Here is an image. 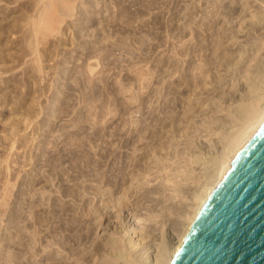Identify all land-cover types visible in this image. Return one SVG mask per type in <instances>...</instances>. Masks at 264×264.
<instances>
[{"label": "rangeland", "instance_id": "1", "mask_svg": "<svg viewBox=\"0 0 264 264\" xmlns=\"http://www.w3.org/2000/svg\"><path fill=\"white\" fill-rule=\"evenodd\" d=\"M62 1L0 0V264H15L16 261V264H60L45 259L47 251L53 255L61 254L57 257L63 264H74V258L65 257V251L57 243L61 240L71 244L83 242L84 236L89 235L87 230H82L92 222V216L88 217L91 209L99 210L94 213L101 219L93 221L92 225L99 226L95 232L102 235V226L98 224L113 216V212H109L112 203L107 196L112 191H121V194H115L119 198L117 196H121L123 190H116V186L121 182L130 184L128 186L132 188L129 189L134 190L130 191L131 200L147 190H153L155 194L151 195L155 198L167 175L170 179L176 177L174 181L177 185L181 183L182 189L194 187V184H187L191 180L182 182L181 177L185 175L180 173L196 166L188 159L194 152L190 147L194 142L206 145L216 139L214 135L210 138L209 134L220 130L214 121L231 106L232 102L227 98L235 89L232 87L239 83L241 89L244 87L243 92L248 90L246 79L239 78L245 74L244 70L256 74L264 62V0ZM257 16L261 25L255 20ZM252 42L255 44L250 47ZM258 46L262 49L258 50ZM239 50L247 51L250 56H241L243 53ZM223 56H226V63ZM219 78L223 80L218 81ZM130 140L136 141L135 145ZM169 140L174 142L172 147H168ZM155 148L158 154H168L164 156L167 160L161 161L163 157L159 158ZM144 153L150 156L146 158ZM151 157L154 161L158 159L160 165L163 162L170 164L171 160L175 163L164 170L155 167L150 170L155 165L160 166L156 161L152 164ZM140 160H145L146 164ZM133 166H136L134 171ZM95 167L100 170H97L98 175L95 171L96 177H109V185L92 181L96 178L93 177ZM139 167H147L148 177L145 178L151 179L143 182ZM148 169L154 173L150 174ZM161 171L163 180L159 176ZM132 173L137 175L133 177ZM125 174L131 178L128 175L123 176L124 179L120 177ZM79 177L82 179H77ZM89 177L91 181H88ZM138 177L150 185H144ZM133 180L143 184L137 194L138 183ZM87 185L92 188L88 189ZM125 185L123 188L128 187ZM64 189L66 196L61 194L65 193ZM73 190L77 191L74 192L76 198H73ZM165 193L174 199L165 203L167 209L171 210L174 202L180 205L178 201L182 200L173 194L177 193L175 187L166 189ZM184 201L182 204H186ZM157 207L154 205L149 212L157 213ZM145 210V213H139L142 219L146 217ZM55 231H60L57 236ZM95 232L93 238L97 237ZM56 237L60 241L55 242ZM52 238L54 244L49 241ZM44 245H49L45 246L47 250Z\"/></svg>", "mask_w": 264, "mask_h": 264}, {"label": "bare ground", "instance_id": "2", "mask_svg": "<svg viewBox=\"0 0 264 264\" xmlns=\"http://www.w3.org/2000/svg\"><path fill=\"white\" fill-rule=\"evenodd\" d=\"M62 1V0H61ZM64 1H62L63 3ZM54 3V2H53ZM66 5L67 2H65ZM64 3V4H65ZM69 3V1H68ZM50 4V3H49ZM48 4V5H49ZM47 5V4H46ZM61 5V4H60ZM63 8L65 7L64 5H62ZM68 6H71V3H69ZM61 7V6H60ZM50 9V8H49ZM72 9V8H70ZM53 10V9H52ZM46 11V10H45ZM60 11V9H59ZM66 11V10H65ZM50 12V10H49ZM52 12V11H51ZM58 12V11H57ZM264 12V11H262ZM45 13V12H43ZM46 14V13H45ZM49 14V13H48ZM263 14V13H262ZM61 15V14H60ZM261 16V15H260ZM263 17V15H262ZM46 18V17H45ZM254 18V17H253ZM258 16L256 17L255 20H257ZM263 19V18H262ZM45 20V19H44ZM259 20V19H258ZM257 20V21H258ZM261 20V19H260ZM258 22L259 25H261L262 21ZM257 21L255 24H257ZM190 23V22H189ZM193 23V22H192ZM257 24V25H258ZM193 27V26H192ZM264 29V28H263ZM192 32V31H191ZM238 32V31H237ZM233 34V33H232ZM264 36V34H263ZM224 38V37H223ZM234 38V37H233ZM255 38V37H254ZM257 39V38H256ZM220 40V39H219ZM258 40V39H257ZM254 41V40H253ZM262 41V40H260ZM219 42V41H218ZM256 42V41H255ZM263 42V41H262ZM248 43V42H247ZM253 43L252 42V45L250 47L253 46ZM224 44V43H223ZM255 44V43H254ZM261 44V47H262V43ZM222 45V44H221ZM250 45V44H249ZM220 46V45H219ZM243 46V45H242ZM245 46V45H244ZM257 46V45H256ZM222 47V46H221ZM261 47H257L258 50L259 49H262ZM219 48V47H218ZM245 47H243V50H244ZM254 48V47H253ZM256 48V47H255ZM250 50V48H248ZM248 50V51H249ZM255 50V49H254ZM257 50V51H258ZM240 51L242 50H239V53ZM252 50H250L251 52ZM249 52V53H250ZM223 53V52H222ZM243 54H241V56L245 55L248 56V52L246 51H242ZM258 53V52H256ZM252 54V53H250ZM254 55V54H253ZM222 56V55H221ZM250 56V55H249ZM248 56V57H249ZM226 57V56H225ZM223 56V59L225 61V58ZM239 57H240V54H239ZM222 60V59H221ZM241 61L242 60V57L240 59ZM222 62V61H220ZM207 63V62H206ZM226 63V61L224 62ZM228 63L230 64H234L236 65L237 63L235 62H229ZM227 63V64H228ZM242 63V62H241ZM213 64V63H211ZM237 65H240L239 62ZM250 65V64H249ZM223 66V65H222ZM227 67V66H226ZM235 67V66H234ZM249 67V66H248ZM231 68V67H229ZM260 68V70L258 71V69ZM259 68L257 69L258 72H256V74H250L248 73V71L246 72L244 70V75H241L242 78H239L240 79H243L245 78L246 80H244V82L246 81V88H248V90H244L245 92H243L242 90L244 89V87H242L243 89H241V85H239V83L237 84V86H233L232 89L235 87L234 91L232 90L231 93H230V90H229V97L227 98V100H231L232 104L231 106H228V110L225 109L224 113H223V116L221 114V117L217 116V118L215 119V123L218 124V127H219V131H215L212 133V134H209V137L211 138L213 135L216 139H211L210 143H206V145H204L203 143L201 144L200 141L198 140V142L201 144L197 145V144H189L191 147L192 150H194V152H192V155L188 157V159L190 160L191 162V165L192 164H196L197 166V169L194 167L191 169L189 168H186L188 170H182L180 171L179 168H178V171H180V173H184L183 175H185V177H181V181H187V180H191V183H187V184H194V187H188L186 189H182V187L180 186L181 183H179L178 185L176 184V182L174 180H176V177L175 179H170L169 177L166 176L165 172L163 175L166 176L167 179H165L161 173L162 171L160 172L159 176L161 175L163 178H161L162 180L165 179L164 181H162V184L161 182L158 183V184H161V187H160V193H158L159 195L161 194L160 197H158V194L154 197H152V193L155 194V192L153 190H147L143 193H139V195H137L133 200H131V190L134 191L133 189H129L130 184L128 185H125V183L121 182L123 181L124 177L125 178L127 177L126 175L130 174L131 173H128V174H125V175H122L120 177H122L123 179L120 180L121 181H117V180H114V181H117L118 183H120V185L118 184L117 186L114 184L113 186H116V190H123V197L120 198L121 196H117L119 198H116L115 197V194H121V191L117 192H113L110 194V193H107L110 194V196H107L110 197V201L112 203L111 208H112V211H109L110 213H112L113 216H109L110 218L106 219V220H100L101 223L98 224L100 226H102V229L101 231L103 232L102 235L100 234H97V232H95V229L97 231V227H93L92 225V222L93 221H96L98 220L99 218L101 219L100 215L99 217H96L95 216V213L98 212V211H93L91 208V205H90V209H91V212L88 213V217L89 216H92L91 218V221L89 220V222L91 224H88L87 226L85 225V227L83 226V230H87L88 234L89 235H85L84 238L86 240L85 243L81 242L79 243L77 240H80V239H77V243H62V240L60 241L57 237L56 239L54 240L56 242V240L58 239L60 242L57 243L59 245L60 248L63 249V251H65L66 255H69L71 257L74 258V261L75 263L74 264H172L175 256L177 255L178 251L181 249V247L183 246L187 236L189 235V233L192 231V229L194 228L198 218L200 217L205 205L207 204L208 200L210 199V197L213 195V193L215 192L216 188L219 186V184L221 183V181L223 180L224 176L226 175L227 171L231 170L232 169V166L234 165V163L236 162V160L238 159V157L241 155V153L244 151V149L246 148V146L250 143V141L253 139V137L255 136V134L259 131V129L264 125V62L262 65H259ZM200 69V68H199ZM198 68H196V70H199ZM202 69V68H201ZM228 69V67H227ZM238 69V68H237ZM249 69V68H248ZM204 71V70H203ZM236 71V69H235ZM207 72V71H206ZM238 72V71H237ZM213 73V72H212ZM201 74V73H200ZM206 75V73H205ZM208 75V74H207ZM215 76L217 77V75L215 74ZM220 77V76H219ZM240 77V75L238 76ZM249 77V78H248ZM198 78V77H197ZM218 78V77H217ZM202 79V78H201ZM221 78H219L218 81H220ZM191 80V79H190ZM195 80V79H194ZM223 80V79H221ZM196 81V80H195ZM195 81H192V83H195ZM215 81H216V78H215ZM217 81V82H218ZM190 82V81H189ZM216 82V83H217ZM224 82V81H223ZM240 82V81H239ZM215 83V84H216ZM199 84V82H198ZM201 84V83H200ZM222 84V82H221ZM220 84V85H221ZM244 84V83H243ZM189 85V84H188ZM193 85V84H192ZM204 85V83L202 84V86ZM207 85V84H206ZM196 86V85H195ZM198 86V85H197ZM196 86V87H197ZM218 86V85H217ZM243 86V85H242ZM193 87V86H191ZM205 87V85L203 86ZM201 89V88H200ZM205 90V88H203ZM210 89V88H209ZM202 90V91H204ZM211 90V89H210ZM193 91V90H192ZM201 91V93H203ZM248 91V92H247ZM208 92V91H207ZM228 92V91H227ZM192 93V92H191ZM190 93V94H191ZM228 93V94H229ZM223 94V93H222ZM220 97V96H219ZM196 99V98H195ZM199 99V98H198ZM226 99V98H225ZM143 100V99H142ZM208 100V99H207ZM220 100V99H219ZM230 102V103H231ZM144 103V102H143ZM141 106V105H139ZM146 106V105H145ZM191 106V105H189ZM188 106V107H189ZM144 107V106H143ZM140 108V107H139ZM192 108V107H190ZM141 109V108H140ZM143 109V108H142ZM194 109V108H193ZM189 110V109H188ZM220 110V109H219ZM193 112V111H192ZM219 112V111H218ZM185 114V113H184ZM204 114V113H203ZM193 115V114H192ZM216 117V116H214ZM147 119V118H146ZM158 120V119H157ZM164 120V119H163ZM163 122V121H162ZM213 122V123H214ZM206 124V122H204ZM209 125H210V122H208ZM207 123V126H209ZM214 123V124H215ZM161 124V123H160ZM175 124V123H174ZM203 125V124H201ZM161 127V125H159ZM164 126V125H163ZM166 126V125H165ZM176 125L172 126V127H175ZM206 126V127H207ZM179 127V125H178ZM177 127V128H178ZM205 127V125H204ZM166 128V127H165ZM163 127V129H165ZM176 128V129H177ZM210 129V128H209ZM159 130V129H158ZM158 130L156 133H158ZM162 130V129H161ZM160 130V132H161ZM179 132V130H177ZM175 131V132H177ZM206 131V130H205ZM170 132H171V129H170ZM178 137H180V132L178 133ZM155 133V132H154ZM159 134V133H158ZM158 134H156L158 136ZM176 134V133H175ZM177 134H176V139H177ZM185 134V133H184ZM170 135V134H169ZM156 136V137H157ZM184 136V135H182ZM159 138V137H158ZM157 138V139H158ZM181 138V137H180ZM126 139V138H125ZM160 139V138H159ZM168 139V138H167ZM169 139H172V136L171 138ZM174 139V138H173ZM197 139V138H196ZM199 139V138H198ZM128 141V140H127ZM131 141V140H130ZM170 141H173V140H169L168 141H165L166 143L168 142L169 143V146L173 143H170ZM134 143H136V141L134 142L131 141ZM94 143V142H93ZM167 143V144H168ZM180 143H183L182 141ZM190 143V142H189ZM192 143V142H191ZM125 144V142L123 143ZM129 145V143H127ZM132 144V143H131ZM131 144H130V147H131ZM159 144V143H158ZM176 144V143H175ZM135 145V144H134ZM161 145V144H160ZM160 145L158 146L159 147V150L161 149L160 148ZM178 145V144H177ZM151 146V145H149ZM164 144H162V148H163ZM123 147V146H122ZM127 147V146H125ZM133 147V146H132ZM131 147V148H132ZM136 147V146H134ZM148 147V146H147ZM145 147V148H147ZM153 147V146H151ZM150 147V148H151ZM156 147V146H154ZM156 147V148H158ZM167 147V145H166ZM172 147V145H171ZM188 147V146H187ZM129 148V147H128ZM155 148V149H156ZM136 150V148H134ZM166 149V148H165ZM135 150L133 153H135ZM138 150V149H137ZM157 151V154H158V149H156ZM130 151V150H129ZM132 151V149H131ZM149 151V150H147ZM186 151H189V149H187ZM160 153L163 152V149L161 151H159ZM165 152V151H164ZM146 154H148L147 152H145ZM144 153V154H145ZM191 153V152H190ZM146 158L148 155H146ZM151 154V153H150ZM184 155L185 152H183ZM129 155V154H128ZM168 156V154H165ZM164 155V156H165ZM183 155V156H184ZM188 155V153H187ZM124 156V155H123ZM137 156V155H136ZM144 156V157H145ZM150 156V155H149ZM148 156V157H149ZM159 158H161V156L163 158H161L160 160L161 161H165L167 160V157H164L162 154H158ZM107 157V156H106ZM132 157V156H131ZM152 158V157H151ZM150 158V160H151ZM157 158V156H156ZM166 158V159H165ZM132 159V158H131ZM134 159V158H133ZM137 159V158H136ZM141 159V158H140ZM164 159V160H162ZM169 159V158H168ZM187 159V157H186ZM187 159V160H188ZM130 160V159H129ZM147 160V159H146ZM149 160V158H148ZM171 160V159H170ZM186 160V161H187ZM188 160V161H189ZM95 161V159H94ZM127 161V160H126ZM141 161V160H140ZM153 158H152V164H153ZM156 164L159 163L158 159L156 160ZM154 161V163H155ZM93 162V160H92ZM91 162V163H92ZM97 162V161H96ZM132 161H130L129 163H131ZM134 162V160H133ZM136 162V161H135ZM138 162V161H137ZM142 162V161H141ZM148 162V161H147ZM149 162V163H150ZM171 163L173 162L172 160L170 161ZM189 162V164H190ZM128 163V162H127ZM140 163V162H139ZM144 164H146L145 160L142 162ZM168 164L167 162L164 163L160 166L158 165H155L153 167H151L150 170H153L154 167L156 170H164L166 168L167 165H172V164ZM175 163V162H173ZM188 163V162H187ZM148 164V163H147ZM166 164V165H165ZM90 165V164H89ZM97 165V164H96ZM123 165V164H122ZM132 165V163H131ZM130 165V166H131ZM137 165V164H136ZM149 166H152L150 164H148ZM188 165V164H187ZM93 166L94 165V162H93ZM99 166V165H98ZM97 166V167H98ZM125 166H128L127 165H124L122 168L124 169ZM140 166V165H139ZM190 166V165H189ZM102 167V166H101ZM134 167V166H133ZM143 167V166H142ZM175 167V166H174ZM91 168V166H90ZM121 168V169H122ZM129 168H132V167H129ZM136 170V166L134 167ZM144 168V167H143ZM169 168V166H168ZM94 169V168H93ZM102 169V168H100ZM120 169V168H119ZM118 169V170H119ZM128 171V172H131V170ZM149 169H148V172H149ZM154 169V170H155ZM171 169V168H170ZM174 169V168H173ZM90 171L92 169H89ZM88 170V171H89ZM98 170V169H97ZM97 170H96V167H95V170H94V174H95V171H96V174H97ZM126 170L127 167H126ZM138 170L140 171L139 173L142 175V179L140 177H138L137 179L139 180V178L144 182V180H148V179H151V178H148V175H147V167H145V169H140V167L138 168ZM177 171V169H175ZM174 173L176 174L177 172ZM82 171V170H81ZM93 171V170H92ZM91 171V172H92ZM100 170H98L99 172ZM105 171V170H104ZM121 171V170H120ZM122 174V172H120ZM124 171V170H122ZM157 171V172H159ZM198 171V173L194 176L193 174L196 173ZM152 172V171H151ZM156 172V171H155ZM156 172V173H157ZM88 173V172H86ZM138 174V172H136ZM135 173V174H136ZM150 173V172H149ZM154 173V172H152ZM150 173V174H152ZM155 173V174H156ZM81 174V173H80ZM79 174V175H80ZM92 174V173H91ZM96 174L95 176L93 177H96ZM99 174V173H98ZM97 174V175H98ZM120 174V175H121ZM134 174V175H135ZM136 174V175H137ZM168 174V173H167ZM173 174V173H171ZM170 174V175H171ZM56 175V174H55ZM90 175V174H88ZM133 175V173H132ZM133 175V177H134ZM154 175V174H153ZM193 175V176H192ZM59 176V175H58ZM81 176V175H80ZM92 176V175H90ZM137 176H140L139 174ZM147 176V177H146ZM150 176V175H149ZM158 176V175H157ZM160 176V177H161ZM176 176V175H175ZM88 177V176H87ZM98 177V176H97ZM93 178L92 181L95 182V181H98L100 183L104 182L106 183V185H109L110 183L107 181V178L105 176H101V177H98V178ZM132 177V179H134ZM136 177V176H135ZM146 177V178H145ZM159 177V178H160ZM174 177V175H173ZM48 178V177H47ZM84 178V177H83ZM90 178V177H89ZM88 178V181H91V178L89 179ZM128 178H131L129 177L128 175ZM127 178V179H128ZM156 178V177H154ZM159 178H156L159 179ZM74 179V178H73ZM71 180V181H74V180ZM77 179H82V178H77ZM127 179L124 180V182H127ZM131 179V180H132ZM136 179V180H137ZM153 179V178H152ZM160 179V181H161ZM180 179V178H179ZM84 180V179H83ZM86 180V179H85ZM109 180V179H108ZM112 182H114L112 179H110ZM136 180H133L134 182L138 183ZM139 180V181H141ZM155 179H153L154 181ZM177 180H178V176H177ZM47 181V180H46ZM61 181V180H60ZM63 181V180H62ZM70 181V180H69ZM78 181V180H77ZM141 181V182H142ZM152 181V180H151ZM180 181V182H181ZM182 181V182H183ZM187 181V182H189ZM51 182V181H50ZM96 182V183H98ZM129 182V181H128ZM133 182V183H134ZM140 182V183H141ZM142 182V183H143ZM149 182V181H148ZM164 182V183H163ZM59 183V182H58ZM61 183V182H60ZM74 183V182H73ZM79 183V182H77ZM147 184V182H145ZM145 183H143L145 185ZM81 184V182H80ZM78 184V185H80ZM88 184V183H87ZM117 184V183H116ZM143 184H139L138 183V186H134L132 185L133 187H135V192L136 194L138 193V191H140V188L143 189ZM183 184V183H182ZM186 184V185H187ZM15 185V184H14ZM50 185V184H49ZM60 185V184H59ZM59 185H57L59 187ZM86 185V184H85ZM105 185V184H104ZM128 186V187H124L123 186ZM136 185V184H135ZM150 185V182L146 185L148 186ZM62 186V185H61ZM64 186V185H63ZM62 186V187H63ZM67 186V185H66ZM73 186V185H72ZM77 186V185H76ZM179 186V188H178ZM75 187V186H74ZM88 187V185H87ZM86 187V188H87ZM100 187V186H99ZM105 187V186H104ZM112 187V186H111ZM139 187V190H137V188ZM145 187V186H144ZM170 187H175L177 189V193H173L174 195L176 194V197L180 198V200H182L181 202L178 201L180 203V205H178V203L174 202L172 203L174 206L171 210H169V208L167 209L168 205L166 206L165 203H167L169 201L170 198H172L170 196L167 197V193H165L164 195V192L166 191V189H169ZM187 187V186H186ZM81 188V187H80ZM92 187H88V189H91ZM97 189V187H95ZM115 188V187H114ZM132 188V187H130ZM147 188V187H146ZM151 188V187H150ZM154 188V187H153ZM156 188V187H155ZM154 188V189H155ZM185 188V187H184ZM61 189V188H60ZM85 189V188H84ZM84 189H81L84 190ZM95 189V190H96ZM99 189V188H98ZM97 189V190H98ZM149 189V188H148ZM157 189V188H156ZM159 189V188H158ZM76 190V189H75ZM80 190V189H79ZM94 190V188H93ZM94 190V191H95ZM96 190V192H97ZM109 190V189H108ZM113 190V188H112ZM145 190V189H144ZM143 190V191H144ZM65 191V189H64ZM71 191V190H70ZM79 191V193L81 192ZM107 190H105L104 193H106ZM111 191V189H110ZM157 191V190H155ZM176 192V190H174ZM61 192V191H60ZM67 192V190L64 192H62V196L63 194L65 195ZM74 192H77V191H74L73 190V194H75ZM85 192V191H84ZM89 193H91L89 190L87 191ZM103 193V190L101 191ZM109 192V191H108ZM135 192H134V195H135ZM68 193H69V190H68ZM82 193V192H81ZM99 193V192H98ZM133 194V192H132ZM186 194V195H185ZM81 195V194H80ZM89 195V194H88ZM92 195V194H91ZM93 195H95V193H93ZM92 195V196H93ZM103 195V194H102ZM61 196V195H60ZM66 196V195H65ZM64 196V197H65ZM69 196V194L67 195ZM71 196V195H70ZM82 196V195H81ZM78 197V196H77ZM80 197V196H79ZM94 197H97V196H94ZM102 197V196H101ZM158 197V198H157ZM174 196V198H176ZM61 198V197H60ZM73 198H76V194H75V197L73 195ZM82 198V197H81ZM80 198V199H81ZM90 198V197H88ZM93 199V197L91 198ZM79 200V199H78ZM82 200V199H81ZM86 200V199H84ZM90 200V199H89ZM95 200V199H94ZM94 200H91V201H94ZM102 200L104 201V198H102ZM107 200V199H106ZM170 200H174V199H170ZM183 200L186 201V204H182ZM41 201V200H39ZM108 201V200H107ZM156 202L154 203L155 207H157L159 210L156 211L157 213H155V211H150V208L154 207L153 203L152 202ZM184 201V202H185ZM42 202V201H41ZM80 202V201H79ZM86 202V201H85ZM106 202V201H105ZM43 203V202H42ZM64 203V202H63ZM88 204V202H86ZM145 203H147V207H144ZM53 204V203H52ZM95 204V203H94ZM97 204V203H96ZM99 204V203H98ZM171 204V203H170ZM171 204V205H172ZM60 205V204H59ZM93 205V203H92ZM100 205V204H99ZM98 205V206H99ZM105 205V204H104ZM109 205V204H108ZM106 204V206H108ZM29 206H32L29 205ZM35 206V205H34ZM97 206V205H95ZM101 206V205H100ZM63 207V205H62ZM61 207V208H62ZM60 208V209H61ZM100 208V207H99ZM107 207H105L104 209H106ZM109 208V206H108ZM110 208V210H111ZM32 209V208H31ZM53 209V208H52ZM66 209V208H65ZM89 209V208H88ZM94 209V208H93ZM102 209V207H101ZM144 209L147 210V214H145V218L142 219L140 218V215L139 213L141 211L144 212ZM54 210V209H53ZM69 210V209H68ZM145 210V211H146ZM156 210V208L154 209ZM55 211V210H54ZM58 211H60L58 209ZM101 212H104V210H100ZM56 212V211H55ZM66 212V211H65ZM68 212V211H67ZM89 212V211H88ZM95 212V213H94ZM108 211H106L105 214H109ZM52 213V212H51ZM54 213V212H53ZM52 213V214H53ZM58 213V212H56ZM60 213V212H59ZM64 213V212H63ZM142 213V212H141ZM145 213V212H144ZM55 214V213H54ZM111 215V214H110ZM103 216V215H102ZM54 217H56L54 215ZM108 217V216H107ZM114 217V218H113ZM171 217H174L173 219H170ZM48 219V218H46ZM112 219H115V220H112ZM39 220V219H38ZM76 220V219H75ZM16 221V220H15ZM40 221V220H39ZM61 221V220H60ZM72 221V220H71ZM99 221V222H100ZM144 221V222H143ZM74 222V221H73ZM87 222V220H86ZM169 222V225H167V223ZM16 223V222H15ZM36 223V222H35ZM43 223V222H42ZM51 223V222H50ZM66 223V222H65ZM71 223V222H70ZM69 223V225H70ZM40 224V223H39ZM44 224V223H43ZM67 224V223H66ZM65 224V226L67 227V225ZM74 224V223H73ZM72 225V224H71ZM78 225V223H77ZM46 226V224H45ZM56 226V224H55ZM64 226V225H63ZM75 226V225H74ZM72 227V228H75V227ZM81 226V225H79ZM49 227V226H48ZM47 227V228H48ZM52 227V226H51ZM62 227V225L60 226ZM59 227V229H60ZM69 227V226H68ZM170 227V228H169ZM40 228V227H39ZM41 228L43 229V226L41 224ZM46 228V227H44ZM50 228V227H49ZM58 228V227H57ZM63 228V227H62ZM81 228V227H79ZM168 228L170 229V231L168 230ZM41 229V230H42ZM51 229V228H50ZM54 229V228H53ZM58 229V230H59ZM71 229V228H69ZM76 229V228H75ZM73 229V230H75ZM44 230V229H43ZM52 230V229H51ZM57 230V229H56ZM81 230V229H80ZM46 231V229L44 230V232ZM61 231V229H60ZM59 231V232H60ZM76 231V230H75ZM74 231V232H75ZM78 231V230H77ZM81 231V233H82ZM144 231V234L142 233ZM169 231V232H168ZM47 232V231H46ZM55 236H57V233H59L58 231H55ZM64 231L62 230V233ZM94 232L97 234V237L96 235H94L96 238H93V234ZM49 233V232H48ZM47 233V234H48ZM53 233H54V230H53ZM52 233V234H53ZM61 233V234H62ZM50 234V233H49ZM48 234V235H49ZM44 235V233H43ZM47 235V236H48ZM51 235V234H50ZM54 235V234H53ZM63 235V234H62ZM61 235V237H62ZM75 235V234H74ZM81 235V234H80ZM58 236H60L58 234ZM77 236V235H76ZM43 237V236H42ZM52 236H50L51 238ZM60 237V239H61ZM78 237V236H77ZM46 238V237H45ZM49 238V237H47ZM55 238V237H53ZM52 239H49L50 242H53V244L55 243ZM93 238V239H92ZM138 238V239H137ZM43 239V238H42ZM67 239V238H66ZM82 239V238H81ZM92 239V240H90ZM57 240V242H58ZM44 241V240H43ZM43 244V243H42ZM46 244V243H45ZM52 244V243H51ZM50 245V244H49ZM49 245H44L45 246H49ZM47 247H45L44 249L47 250ZM56 250V249H55ZM58 250V249H57ZM42 251V250H41ZM50 251V250H49ZM59 251V250H58ZM61 251V250H60ZM39 252V251H37ZM44 252V251H43ZM46 252V251H45ZM55 252V251H53ZM52 253V252H51ZM50 252H46V255H45V259L47 260H50L51 262L53 261H59L60 264H63L60 262V257L61 254L56 255H53L54 253L51 254ZM62 254H65L63 252H61ZM38 255V254H37ZM40 255V254H39ZM58 256V257H57ZM63 256V255H62ZM64 257V258H65ZM70 257V259H71ZM43 258V257H42ZM62 258V257H61ZM69 259V257H68ZM69 259V260H70ZM36 260V259H35ZM39 260V259H38ZM44 260V259H43ZM15 261V260H13ZM41 261V259H40ZM45 261V260H44ZM63 261V260H62ZM17 262V261H16ZM15 262V264H16ZM39 262V261H38ZM71 264V262H69ZM46 264V263H44ZM52 264V263H50ZM65 264H68V263H65ZM73 264V263H72Z\"/></svg>", "mask_w": 264, "mask_h": 264}, {"label": "water", "instance_id": "3", "mask_svg": "<svg viewBox=\"0 0 264 264\" xmlns=\"http://www.w3.org/2000/svg\"><path fill=\"white\" fill-rule=\"evenodd\" d=\"M172 264H264V125L227 171Z\"/></svg>", "mask_w": 264, "mask_h": 264}]
</instances>
